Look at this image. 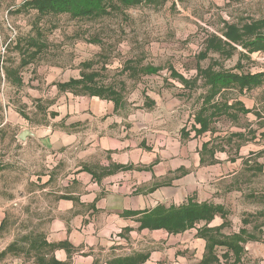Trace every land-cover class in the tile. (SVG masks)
I'll return each instance as SVG.
<instances>
[{
    "label": "rangeland",
    "instance_id": "374dc122",
    "mask_svg": "<svg viewBox=\"0 0 264 264\" xmlns=\"http://www.w3.org/2000/svg\"><path fill=\"white\" fill-rule=\"evenodd\" d=\"M26 1L0 0L2 138L14 139L24 128L41 132L44 128L68 127L65 123H70L71 117L63 116L67 105L73 102L78 106L91 97L85 96L84 91L75 96L71 92L59 91L57 85L72 78L78 79L81 71L97 72L99 85L118 92L123 105L116 115L123 121L134 115L140 125L150 126V130L145 129L144 133L154 136L159 130L154 128L162 125L172 141L176 140L182 128L191 130L195 124L194 116L205 106L209 85L204 76L199 75L198 69L211 67L214 71L264 72V53L257 51L248 55V48H244L243 43H232V49L221 45L224 53L211 51L206 60H198L211 39L217 37L231 43L227 37L231 27L239 31L238 36L241 35L244 41L254 39L243 26L264 20V0H144L138 6L121 8L92 19H75L69 15L40 17L34 10L20 8ZM38 29L42 33L38 41L45 45V49L28 66L22 67L21 60L26 54H22L17 44L25 49L29 38L37 39ZM240 60L242 70L236 69ZM88 62L93 65L91 72L82 67ZM146 66L160 68V72L143 75L140 70ZM170 68L192 81V88H185L178 79L171 78ZM7 70H14V80L12 77L5 80L4 72ZM77 91L80 90L73 89V92ZM146 97L155 99L158 105H150ZM222 99L233 106L231 116H218L211 126L212 133L199 140L210 139L214 147L224 153L229 173L220 176L223 179L219 182L211 181L209 185L243 187L244 190L233 194V197L228 193L214 195L230 212L232 225L225 232L233 233L245 227L264 240V83L251 92L226 90L209 105ZM243 106L252 114H243ZM77 130H81V138H85L87 128ZM10 142L12 144L6 140L0 153V186L9 188L11 192L0 190V197L5 201L16 200L20 206L11 204L6 208L7 222L0 236L6 234L7 239H0V249L7 243H13L20 253L12 251V258L22 256L26 251V245L30 244L28 238L33 237L37 225L30 222V218L25 219L17 190L8 187L14 183L23 184L26 179L22 166H17L15 171L8 169L7 161H11L9 158L13 154L20 159L25 155L21 141L14 139L15 143L13 140ZM37 149L43 152L38 159L45 160L48 151L40 144ZM258 167H263V172H259ZM195 169L193 167L191 187H207L208 181L201 176V171ZM232 171L234 176H231ZM212 175L208 173L205 177L211 178ZM186 187H190L189 184ZM195 198L200 200L198 195ZM243 219H247L249 224L245 226ZM254 227L257 230L254 231ZM185 237L173 236L160 242L143 236L128 237L118 255L148 252L151 256L146 264H198L203 256L202 247L193 233ZM245 247L241 264H264V242L249 243ZM224 251L220 248L218 254L222 255ZM22 258L25 262L33 259L28 254ZM50 261L44 260L42 264H52ZM222 264H233V260H222Z\"/></svg>",
    "mask_w": 264,
    "mask_h": 264
},
{
    "label": "crops",
    "instance_id": "0c3cea01",
    "mask_svg": "<svg viewBox=\"0 0 264 264\" xmlns=\"http://www.w3.org/2000/svg\"><path fill=\"white\" fill-rule=\"evenodd\" d=\"M152 100L158 105L155 99ZM118 112L113 102L97 97L78 106L71 102L67 105L66 115L62 114L71 117L70 123H65L70 130L66 126L44 128L41 132L24 128L14 137L19 142L23 131L32 133L27 141L19 142L24 147V158L13 154L9 158L11 161H7L9 171L22 166L26 179L23 184L14 183L8 187L17 190L25 219L30 218L37 227L33 237L28 238L30 244L26 245V251L21 254L31 255L33 259L25 262L22 256L10 258L12 251H20L13 243H7L0 249V264H38L36 260L41 257L61 264H110L128 256L150 254L118 255L128 237L143 236L160 242L175 235L163 230H139L140 223L136 221L139 216L124 217V213L151 211L159 205L177 207L193 195L200 197L199 201L196 199L199 203L224 206L214 198L216 193L232 196L244 190L243 187L209 185L229 173L224 153L219 152L210 139L199 140L211 132L197 138L190 132V137L186 138L182 128L172 141L162 125L154 128L159 129L155 136L145 134V129L150 130V126L140 125L134 115L123 121L116 115ZM83 128H87L85 138H81L82 131L77 130ZM14 139L0 137V153L6 140L12 144L10 141L14 142ZM204 143H209L205 151L202 150ZM38 144L48 151L45 160L38 159L39 154H43L38 152ZM14 146L16 149L17 145ZM193 167L202 172L201 176L208 181L207 187H191ZM208 173L213 177H205ZM234 175L233 172L231 176ZM187 184L190 187H186ZM0 190L11 192L3 186ZM11 204L20 206L16 200L5 201L0 197V235L7 222L6 208ZM222 224L223 220L217 216L208 227L216 228ZM203 225L176 236L188 237L193 233L196 237L197 229ZM226 229L222 231L225 235L239 232L226 233ZM0 239H7L6 234ZM196 240L204 255L206 241L197 237ZM52 245L61 246L52 249Z\"/></svg>",
    "mask_w": 264,
    "mask_h": 264
},
{
    "label": "trees",
    "instance_id": "16d2710c",
    "mask_svg": "<svg viewBox=\"0 0 264 264\" xmlns=\"http://www.w3.org/2000/svg\"><path fill=\"white\" fill-rule=\"evenodd\" d=\"M151 1V0H148ZM144 0H27L20 7L24 10H34L40 17L48 15H69L71 18H101L104 15L109 14L111 11H120L121 8L128 9L131 7L142 4ZM117 3V4H115ZM249 36L255 37L250 41H244L241 35L238 36V30L234 27L229 28L227 37L231 43L222 41L220 38H213L208 42L205 52H202L198 56L199 62L206 60L208 54L213 52L224 53L221 49V45L224 47L234 48L233 44L239 45L243 43L244 48L247 49V54L250 52H263L264 53V20L254 21L250 24L243 26ZM39 30V29H38ZM238 31V32H237ZM39 30L37 39L29 38L26 42V48L23 49L17 44L20 51H23L25 57L21 60L22 67L28 66L34 61L45 49V45L38 41L42 38V33ZM23 55V56H24ZM27 58V59H26ZM83 68L92 71L93 65L91 62L83 63ZM133 68V67H132ZM131 68V69H132ZM236 69L242 70L241 60L238 62ZM171 78L178 79L184 87L192 88L190 83L192 81L184 78L177 73L174 68H170ZM143 75H157L160 72V68L153 66H146L140 70ZM133 72H136L133 69ZM96 73H86L81 71L78 79L72 78L65 83H59L57 88L59 91L71 92L73 95L83 93L88 97H97L101 100L113 102L115 110L120 109L123 105V101L118 95V92L110 87H104L97 83ZM198 73L201 77L204 76L206 84L209 85V93L205 98V106L194 116V126L191 130H187L186 127L182 129V135L186 138L190 137V132L195 133V138L204 135L207 132L212 133L211 126L214 124L218 116H231L230 111L233 109L232 105H229L224 101L215 102L211 105V100L216 96L221 95L222 92L229 89H238L239 91L251 92L257 89L262 83H264V72L261 73H243L227 70L214 71L211 67L207 69H198ZM7 78L12 77L15 79L14 70L5 71ZM6 78V79H7ZM18 83L21 80L18 79ZM1 85V80H0ZM73 89H77V93L73 92ZM89 92V93H87ZM146 100L150 102V105L155 106V101L150 97H146ZM208 106V107H206ZM243 108V114H252V111ZM230 114V115H229ZM55 115V114H53ZM234 116V115H233ZM238 136V135H234ZM209 147V143L202 145V150L205 151ZM264 152H262V155ZM119 168H122L118 166ZM128 169H133L129 167ZM259 172H263V167H258ZM124 217H137V222L140 223L139 230H163L169 235H179L186 231L196 229L199 225L204 223L202 227L197 229L196 237L206 241L205 253L198 264H222V260L228 262L233 260V264H241L246 252L245 245L249 242H264V240L256 237L255 234L249 232L246 228H242L238 233L225 235L222 231L229 227L230 212L221 205H215L212 203H199L197 202L195 195L189 197L186 203L180 206L166 207L159 205L151 211L143 212H127L123 214ZM219 216L223 220V224L216 228H209L208 225ZM243 224L246 226L249 224L247 219H243ZM257 227H254V231ZM129 231V229H127ZM61 245L51 248H57ZM224 249L222 255L218 254V249ZM150 259V254H136L134 256H128L122 259L112 261L110 264H145ZM44 257L38 258L39 264H42ZM52 264H61L51 259Z\"/></svg>",
    "mask_w": 264,
    "mask_h": 264
},
{
    "label": "water",
    "instance_id": "95a60500",
    "mask_svg": "<svg viewBox=\"0 0 264 264\" xmlns=\"http://www.w3.org/2000/svg\"><path fill=\"white\" fill-rule=\"evenodd\" d=\"M31 135H32V133L29 130H25V131H23L20 134L19 138H20L21 141H25L26 138L29 137V136H31Z\"/></svg>",
    "mask_w": 264,
    "mask_h": 264
}]
</instances>
